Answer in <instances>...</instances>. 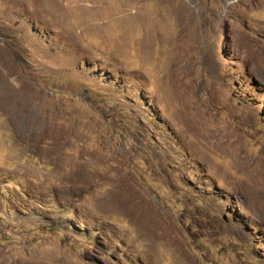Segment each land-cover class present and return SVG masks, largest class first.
Listing matches in <instances>:
<instances>
[{
	"label": "rangeland",
	"instance_id": "374dc122",
	"mask_svg": "<svg viewBox=\"0 0 264 264\" xmlns=\"http://www.w3.org/2000/svg\"><path fill=\"white\" fill-rule=\"evenodd\" d=\"M0 264H264V0H0Z\"/></svg>",
	"mask_w": 264,
	"mask_h": 264
}]
</instances>
